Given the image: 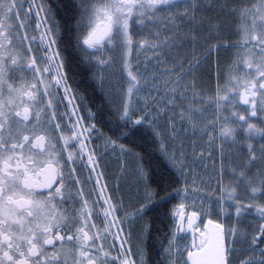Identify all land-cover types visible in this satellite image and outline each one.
<instances>
[{
  "label": "snow or ice",
  "instance_id": "snow-or-ice-1",
  "mask_svg": "<svg viewBox=\"0 0 264 264\" xmlns=\"http://www.w3.org/2000/svg\"><path fill=\"white\" fill-rule=\"evenodd\" d=\"M164 219L161 264H264V0H0V264H148Z\"/></svg>",
  "mask_w": 264,
  "mask_h": 264
},
{
  "label": "trees",
  "instance_id": "trees-1",
  "mask_svg": "<svg viewBox=\"0 0 264 264\" xmlns=\"http://www.w3.org/2000/svg\"><path fill=\"white\" fill-rule=\"evenodd\" d=\"M49 2L52 3L54 8H56L57 3L61 2V0H49ZM79 2L80 0H72V3H79ZM64 16L65 13L57 9L56 19L60 21L61 25L64 24ZM232 33L234 32H230L229 35L231 37V41H234L237 37L235 33L234 34ZM66 41H67V35H65V39L61 41L60 46L65 47ZM203 52L204 50L197 51L196 52L198 53L196 55L197 58H200ZM234 52L235 49L221 48L217 53L216 64L214 63L215 61L214 58L210 56L208 60L201 65V68L198 71H204L206 77L208 72H211L213 79L210 80V83L214 84L215 83L214 77L217 67H219L221 71L226 69L231 59L233 58ZM68 70L70 77L69 83L80 94V96L83 97V101H82L83 112H84V107H83L84 105L92 107L93 111H95L96 110L95 106L101 102L102 94L99 91L96 84L93 82L91 72H89L84 65L79 63V59L78 57L75 56L74 53L70 57ZM107 157H109V155ZM109 159L111 161L113 160L111 158ZM104 168H105L106 178H108L109 181H113L114 177L109 174V167L107 166V162ZM169 223L170 221L166 219L155 222L154 230L151 234L150 239L147 241L148 264H161V262L163 261L164 257L162 253L161 242L164 241L165 236L168 233V228L166 227V225ZM133 250L135 251V248H133Z\"/></svg>",
  "mask_w": 264,
  "mask_h": 264
},
{
  "label": "flooded vegetation",
  "instance_id": "flooded-vegetation-1",
  "mask_svg": "<svg viewBox=\"0 0 264 264\" xmlns=\"http://www.w3.org/2000/svg\"><path fill=\"white\" fill-rule=\"evenodd\" d=\"M235 2L237 3V4H239V3H242V2H245V0H235ZM239 2V3H238ZM232 34H234V33H232ZM203 41L201 40V41H197V43H196V46H195V48L193 49L191 46H189V47H186V48H182V49H180V54L182 55V56H184V55H187L189 58L191 57V55L193 54V52H195V54L197 55L198 53H196L197 51H201V50H204V48H203ZM191 54V55H190ZM212 57H213V55H211ZM200 59H203V55L200 57ZM98 89H99V87H98ZM75 90V89H74ZM99 91H100V89H99ZM79 94V93H78ZM80 95V94H79ZM109 159L107 158L106 159V162L108 161ZM115 167V166H114ZM116 168H117V171L114 169L112 172H111V176H113L114 177V180L113 181H109L108 180V178H106L107 179V181H108V183H109V185L110 186H114V185H116V184H119V194H121V195H125V176L122 178L121 177V173H120V169H119V163H117L116 164Z\"/></svg>",
  "mask_w": 264,
  "mask_h": 264
},
{
  "label": "rangeland",
  "instance_id": "rangeland-1",
  "mask_svg": "<svg viewBox=\"0 0 264 264\" xmlns=\"http://www.w3.org/2000/svg\"><path fill=\"white\" fill-rule=\"evenodd\" d=\"M141 60H143V56L141 55ZM83 114V113H82ZM97 143V145H99L100 144V141H96ZM109 158H111V159H113L112 161L111 160H109V162L107 163L108 165H109V167H110V169H112V170H114V169H116V164H117V159H115V158H113L112 156H109ZM114 160H116V161H114ZM120 163V162H119ZM115 166V167H114ZM133 182H134V177L132 176V175H126L125 176V195L129 192V191H134V188L132 187V185H133Z\"/></svg>",
  "mask_w": 264,
  "mask_h": 264
}]
</instances>
